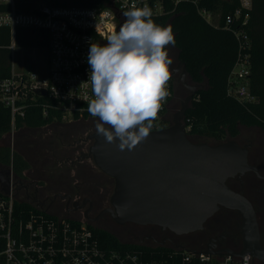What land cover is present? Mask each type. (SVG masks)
I'll return each mask as SVG.
<instances>
[{"label":"built area","instance_id":"2783aa9c","mask_svg":"<svg viewBox=\"0 0 264 264\" xmlns=\"http://www.w3.org/2000/svg\"><path fill=\"white\" fill-rule=\"evenodd\" d=\"M201 0H108L99 7H63L42 4L32 12H18L15 0H0V28H8L14 35L18 28L48 32V69L45 76L35 72L13 74L0 78V104L9 109L11 119L24 117L32 104H38L44 117L52 121L72 124L96 119L87 111L85 95L91 96L87 63L91 42L105 43L112 30H118L125 17L123 11L135 4L147 5L153 16L169 14L180 3H192L198 14L211 26L223 28L236 42V58L227 78V94L240 102L253 103L256 98L248 91L251 73V40L248 23L252 0H221L237 3L223 15L199 6ZM171 5L169 9L167 3ZM111 10L113 15L101 13ZM12 42L9 47L13 49ZM163 105L153 130L160 123L174 97ZM186 132L191 122L183 121ZM12 182L14 181L11 175ZM16 185L10 195L0 197V264H251L250 256H212L195 254L171 247H148L138 243L136 249H112L101 246L91 226L84 220L53 216L35 204L34 209L17 210Z\"/></svg>","mask_w":264,"mask_h":264},{"label":"trees","instance_id":"16d2710c","mask_svg":"<svg viewBox=\"0 0 264 264\" xmlns=\"http://www.w3.org/2000/svg\"><path fill=\"white\" fill-rule=\"evenodd\" d=\"M107 1L44 0V4L103 8L107 5ZM34 2L35 0H15V9L18 12H32L35 10ZM167 6L171 8L169 2ZM199 6L211 11L221 8L222 14L225 15L238 4L221 0H201ZM153 19L157 24L172 26L176 43L174 47L169 46V54L173 49L176 65L179 62L184 63L189 83L201 85L184 117V121L188 119L191 122V130L187 133L189 139L197 136L220 141L226 137H235L239 133L240 126H255L264 131V0H252L248 23V34L252 46L248 91L256 98V102L253 103L240 102L227 94V78L236 58V42L231 33L221 27L215 28L209 25L198 14L192 3H180L171 13L153 16ZM12 39L17 47L37 49L48 47L46 30L18 28L12 35L10 29L0 28V78L11 74L12 50L9 47ZM171 89H173L172 85ZM171 120L172 118L161 121L160 128L168 127ZM72 124L56 123L52 121L51 116L44 117L41 108L35 103L27 109L24 117H15L12 121L9 109L0 104V167L11 168L14 181L21 183L16 185L15 198L20 186L27 185L26 182L29 179L27 174L32 167L29 157H33L35 165L38 166L40 175L36 179L40 185L47 182L48 178L55 179L62 174L59 173L62 171L61 167L56 163H61L59 155L65 156V154L58 149L68 145H65L63 140L66 134L68 137L75 136V130H70ZM53 125L56 129L50 131L49 128ZM43 130L45 134L47 133L44 138H51V146L55 148L50 149V146L41 152V149L47 147L45 139L41 143L43 138H36L30 134ZM10 134L15 135L19 141L16 147L3 142L5 136ZM50 173L54 175H47ZM0 197H3L1 193ZM15 208L25 211L34 209L24 199L22 201L16 199ZM91 229L103 247L117 250L138 248V246L120 242L107 231Z\"/></svg>","mask_w":264,"mask_h":264},{"label":"water","instance_id":"95a60500","mask_svg":"<svg viewBox=\"0 0 264 264\" xmlns=\"http://www.w3.org/2000/svg\"><path fill=\"white\" fill-rule=\"evenodd\" d=\"M176 74L189 94L168 127L152 130L147 140L132 151H120L118 141L109 144L96 132L86 138L93 141L88 155L94 165L114 180L110 199L113 209L108 212L119 224L157 225L183 235L199 230L222 205L238 209L255 227L249 203L225 185L227 178L248 168L246 152L233 141L208 145L189 139L183 121L201 85L187 84L182 62L172 70V78ZM11 175V168L0 170V193L5 196L10 195L11 187L21 185L12 182ZM44 202L31 204L40 208Z\"/></svg>","mask_w":264,"mask_h":264},{"label":"flooded vegetation","instance_id":"af4514ba","mask_svg":"<svg viewBox=\"0 0 264 264\" xmlns=\"http://www.w3.org/2000/svg\"><path fill=\"white\" fill-rule=\"evenodd\" d=\"M176 67L173 61L170 70ZM177 78L179 80V74L170 81ZM84 122L91 125L86 136L77 137L67 145L65 162L69 163V167L59 177L43 185L39 181H32L24 187L20 186L18 195L21 194L28 203L45 201L40 207L42 211L57 217L84 220L89 226L107 231L118 240L220 257L228 253L240 257L247 252L251 264H264V131L261 128L240 126L235 137L203 142L217 145L233 141L246 152L248 168L227 178L225 185L249 203L255 216L256 228L238 209L219 205L199 230L176 235L157 225L119 224L111 217L108 210L113 209L110 199L114 180L102 173L88 155L93 141L86 138L96 132V119ZM193 143L198 144L196 140ZM61 196L65 198L61 199Z\"/></svg>","mask_w":264,"mask_h":264},{"label":"clouds","instance_id":"9594fccd","mask_svg":"<svg viewBox=\"0 0 264 264\" xmlns=\"http://www.w3.org/2000/svg\"><path fill=\"white\" fill-rule=\"evenodd\" d=\"M101 15H113L111 10ZM124 22L106 42H91L87 63L91 96L87 111L96 118L95 130L120 151H132L150 136L163 105L171 96L169 81L175 46L171 25L157 24L152 10L131 5Z\"/></svg>","mask_w":264,"mask_h":264},{"label":"rangeland","instance_id":"374dc122","mask_svg":"<svg viewBox=\"0 0 264 264\" xmlns=\"http://www.w3.org/2000/svg\"><path fill=\"white\" fill-rule=\"evenodd\" d=\"M44 4V0H35L34 2V8H37L38 6ZM14 39V38H13ZM12 39V42L14 44V47L11 52V73L13 74H29L32 72H35L38 76L43 77L47 73L48 69V51L47 49H37V48H28V47H17L15 46L14 40ZM173 61L175 62V52L173 49H171L170 54H169ZM177 80L169 81L170 84L173 87V92H174V97L171 100V102L168 105L167 111H166V118L170 119L172 118L173 114L180 109V105L182 101L187 97L189 92L182 86L180 85V82ZM187 84L189 85H195L191 84L186 80ZM91 125H88L87 122L78 121L72 124V129L73 131L75 130V133L77 136L73 137H68L66 134L63 138L65 145L72 143L77 137H84L86 136V132L90 129ZM54 125L49 128L50 131H54ZM47 132V129H45ZM47 134V133H46ZM44 130L42 132H33L30 135H33V137L36 138H43L41 143H43L44 139L46 141L47 147L45 149H41V152H44L48 147L52 145V140L51 138H44V135L46 136ZM47 139V140H46ZM190 140L193 142V140H196L198 143H203V142H210L212 141V138L208 137H190ZM3 142L8 143L11 147H16L17 138H15V135L10 134L9 136H5ZM21 143V142H20ZM20 145V144H19ZM21 147V146H20ZM64 147L66 149H64ZM22 148V147H21ZM32 148V147H29ZM54 146H51L50 149H54ZM25 150V146H24ZM58 150L62 151L65 155L68 152L67 146H62ZM40 153V152H39ZM37 153V154H39ZM38 157V156H37ZM59 159H61V163H56L59 167H61L62 171H65L69 167V163L65 162V156L59 155ZM30 162L32 163L31 170L27 174V177L29 178L27 180V184L31 183L32 181H37L36 178L37 176L40 175L38 166H36L35 159L33 157H29ZM34 160V161H33ZM5 169V167H0V170ZM61 171V172H62ZM59 172V173H61ZM49 176L54 175L52 173L47 174ZM52 178H48V181ZM51 181V180H50ZM17 200L22 201L23 197L21 194L17 195L16 197ZM31 203V202H30ZM120 242L122 243H137L135 241H124V239H119Z\"/></svg>","mask_w":264,"mask_h":264},{"label":"crops","instance_id":"0c3cea01","mask_svg":"<svg viewBox=\"0 0 264 264\" xmlns=\"http://www.w3.org/2000/svg\"><path fill=\"white\" fill-rule=\"evenodd\" d=\"M163 120L165 121H168V118H166V113L164 114V116H163Z\"/></svg>","mask_w":264,"mask_h":264}]
</instances>
